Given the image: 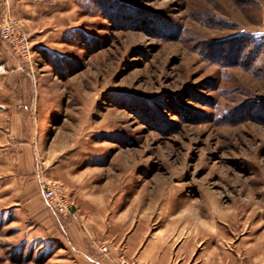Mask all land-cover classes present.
Here are the masks:
<instances>
[{"label": "rangeland", "instance_id": "obj_1", "mask_svg": "<svg viewBox=\"0 0 264 264\" xmlns=\"http://www.w3.org/2000/svg\"><path fill=\"white\" fill-rule=\"evenodd\" d=\"M7 19L29 58L0 36V264H104L136 224L264 264V0H0Z\"/></svg>", "mask_w": 264, "mask_h": 264}, {"label": "crops", "instance_id": "obj_2", "mask_svg": "<svg viewBox=\"0 0 264 264\" xmlns=\"http://www.w3.org/2000/svg\"><path fill=\"white\" fill-rule=\"evenodd\" d=\"M114 240V248L101 257L104 264H198L193 260L198 242L195 235L177 246L162 234L147 237L136 224L123 234L115 233ZM82 264L89 262L83 260ZM206 264H211V260H206Z\"/></svg>", "mask_w": 264, "mask_h": 264}, {"label": "built area", "instance_id": "obj_3", "mask_svg": "<svg viewBox=\"0 0 264 264\" xmlns=\"http://www.w3.org/2000/svg\"><path fill=\"white\" fill-rule=\"evenodd\" d=\"M1 38L3 40L9 41L13 44L14 49L18 54L24 58L29 57V42L27 36L22 32L17 23L12 22V20L7 19L6 22L0 26ZM4 64L0 61V73L4 71ZM42 196L48 205L58 211L59 214L63 216H73L71 208L65 201V195L60 186L55 183H45L42 187ZM105 249L103 248V252Z\"/></svg>", "mask_w": 264, "mask_h": 264}, {"label": "trees", "instance_id": "obj_4", "mask_svg": "<svg viewBox=\"0 0 264 264\" xmlns=\"http://www.w3.org/2000/svg\"><path fill=\"white\" fill-rule=\"evenodd\" d=\"M244 41H245V40H242V42H244ZM246 42H247V40H246ZM248 43H249V44H252V43L254 44V42H253L252 40H248Z\"/></svg>", "mask_w": 264, "mask_h": 264}]
</instances>
